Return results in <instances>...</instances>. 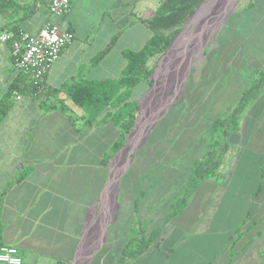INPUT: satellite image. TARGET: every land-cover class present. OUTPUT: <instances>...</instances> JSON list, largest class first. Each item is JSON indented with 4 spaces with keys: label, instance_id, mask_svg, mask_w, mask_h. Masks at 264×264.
Returning a JSON list of instances; mask_svg holds the SVG:
<instances>
[{
    "label": "crops",
    "instance_id": "crops-1",
    "mask_svg": "<svg viewBox=\"0 0 264 264\" xmlns=\"http://www.w3.org/2000/svg\"><path fill=\"white\" fill-rule=\"evenodd\" d=\"M163 1L69 0L52 23L73 40L47 73L44 96L35 95L27 78L14 75L10 44L0 41V100L9 93L10 103L0 120V247L16 248L21 264H74L81 242L84 256L116 210L114 193L101 198L112 124L105 113L91 122L67 89L79 81H116L126 65L123 53L138 52L152 36L146 21ZM227 1L213 0L203 23L185 38L221 18ZM48 3L0 0V34H36L48 20ZM247 11L245 27L264 34V0H251ZM201 38L178 46L173 59ZM254 104L237 151L227 149L214 175L197 178L180 212L171 211L160 232V225L151 230L147 249L139 251V231L110 228L90 264H264V91ZM99 199L100 214L92 210L95 221L90 218L86 228L89 209Z\"/></svg>",
    "mask_w": 264,
    "mask_h": 264
},
{
    "label": "rangeland",
    "instance_id": "rangeland-1",
    "mask_svg": "<svg viewBox=\"0 0 264 264\" xmlns=\"http://www.w3.org/2000/svg\"><path fill=\"white\" fill-rule=\"evenodd\" d=\"M212 1L205 0L197 8L166 53L149 61V78H142L131 91L132 101H136L138 106V111L134 114L135 126L138 123L136 133L128 140L135 126L129 133H124L121 126L110 125L111 148L115 143L121 146L116 152L110 148L107 155L108 170L113 166L120 150L125 144L127 146L124 165L121 167V159L117 157L113 167L114 173L120 168L124 171L120 177L117 208L113 214H109L105 231L110 228L115 233L127 228L133 229L134 234L139 231V251L140 244L150 237L151 230L160 225L156 228L160 232L171 211L179 206L180 200L196 185L192 181L194 176H191V172L194 170V162L211 145L206 134L208 128L216 119L230 122L232 111L242 96L247 91L253 93L254 97L248 106L236 116L235 125L227 127L228 137L225 141L229 146L228 150L230 148L236 152L255 115L257 103L252 106L253 101L264 91V34H253L244 24L251 0L227 1L225 11L232 8L229 14L225 12L216 22L205 26L198 37L197 34L194 35L193 40L185 38L203 23L213 6ZM216 24L218 25L210 30L203 46L195 53H184L173 59L158 82L153 79L154 73L175 42L179 48L192 45L196 38L200 39ZM154 84L157 85V94L151 99V103L147 99L144 106L143 101ZM147 108L148 117L145 113ZM148 126L151 128L145 135L144 129ZM219 132L222 133L221 129ZM121 186L124 187V192L121 191ZM101 206L99 199L89 209L86 228L91 218L90 212L94 210L98 216ZM133 209H136L134 217L131 214ZM99 225L100 222L95 223L93 229ZM156 238L155 236L153 241ZM102 239L103 235L101 242ZM91 242L92 247L89 249L100 245L96 235H93ZM103 244L95 253L100 251ZM144 260L139 262L143 263Z\"/></svg>",
    "mask_w": 264,
    "mask_h": 264
},
{
    "label": "trees",
    "instance_id": "trees-1",
    "mask_svg": "<svg viewBox=\"0 0 264 264\" xmlns=\"http://www.w3.org/2000/svg\"><path fill=\"white\" fill-rule=\"evenodd\" d=\"M204 1L205 0L163 1L156 10L154 16L146 21L147 28L152 33L150 39L138 52L125 51L123 53L126 65L121 76L116 81H79L73 83V85L67 89V95L73 105L80 108L91 122L105 113L108 121L113 126H121L124 133H129L135 126L134 114L138 111L136 101H132L131 91L135 89L142 78H149L151 74V71L148 69L149 61L168 51L169 46L181 29L188 23L197 8ZM16 34H18V32ZM5 95L6 96L2 97L0 100V120L5 115L10 105L7 98L9 93ZM153 95L154 92L151 93V98ZM253 97L254 94L250 91H247L242 96L239 104L232 111L229 120L231 124L224 119H216L208 128L206 134L211 145L206 153L193 164L194 170L191 172V176H194V180H192L193 183H197L196 179L198 177L212 176L215 174L221 157L227 153L229 147L225 141L228 137L227 127L235 125L234 121H236V116L243 108L248 106ZM109 108L113 111L112 113L106 112ZM219 129L222 131L221 134ZM120 146L121 144L115 143L111 149L116 152L119 150ZM121 191L124 192L123 186H121ZM184 205V199L180 200L179 206L174 210L175 213H172V215L176 216ZM148 243L149 242L145 240L140 244L141 253L147 249Z\"/></svg>",
    "mask_w": 264,
    "mask_h": 264
},
{
    "label": "built area",
    "instance_id": "built-area-1",
    "mask_svg": "<svg viewBox=\"0 0 264 264\" xmlns=\"http://www.w3.org/2000/svg\"><path fill=\"white\" fill-rule=\"evenodd\" d=\"M68 7L69 0H49L48 20L36 34H0V41L10 44L14 75L27 78L35 95L44 96L43 84L47 73L64 48L73 40L70 33L60 32L52 23V18L65 13ZM0 264H21L16 248L0 247Z\"/></svg>",
    "mask_w": 264,
    "mask_h": 264
},
{
    "label": "bare ground",
    "instance_id": "bare-ground-1",
    "mask_svg": "<svg viewBox=\"0 0 264 264\" xmlns=\"http://www.w3.org/2000/svg\"><path fill=\"white\" fill-rule=\"evenodd\" d=\"M227 12H229V10L227 11ZM204 25H206V24H203V26ZM199 28V27H198ZM209 31V30H208ZM207 31V32H208ZM195 32V31H194ZM209 34H210V32H208V33H205L204 34V36H203V38H201V40L195 45V46H192V47H189V48H185L184 49V53H186V54H188V55H192L193 53H195L201 46H203V44H204V41L208 38V36H209ZM197 35H199V34H197ZM178 43L177 42H175V44L173 45V47L171 48V50L168 52V54L165 56L166 58L161 62V65H160V67L156 70V72L154 73V75H153V78H154V80L155 81H157L158 82V80H159V78L161 77V72L163 71V69L172 61V59L175 57V55H176V53H177V50H178ZM152 92H154V95L152 96V98H154L155 96H156V94H157V85L155 84V86H154V88H153V91ZM151 92V93H152ZM151 93H149L147 96H146V98L144 99V101H143V104H144V106H146V103H147V99H149L150 98V96H151ZM151 98V99H152ZM150 103H151V100H150ZM150 106V105H149ZM148 106V107H149ZM146 116L148 117V108H147V110H146ZM136 131H137V128L131 133V135L129 136V138H128V140L136 133ZM126 146H127V144L125 145V147H124V149L121 151V153L119 154V158L121 159V165L123 166L124 165V156H125V148H126ZM115 185L113 186H110V188L109 189H107V191H108V193L110 194V193H114L115 192ZM115 207H116V205H115ZM89 252V251H88ZM87 252V253H88ZM87 253H85V255L87 254ZM83 257L84 256H79V259H78V264L79 263H81V261H82V259H83Z\"/></svg>",
    "mask_w": 264,
    "mask_h": 264
},
{
    "label": "water",
    "instance_id": "water-1",
    "mask_svg": "<svg viewBox=\"0 0 264 264\" xmlns=\"http://www.w3.org/2000/svg\"><path fill=\"white\" fill-rule=\"evenodd\" d=\"M137 125H138V123H137ZM137 125L135 126V128H134V130L137 128ZM150 128H151V126H148V127H146L145 129H144V132H145V135L146 134H148V132H149V130H150ZM131 135V134H130ZM144 139H145V137H144ZM127 143V142H126ZM126 145V144H125ZM125 145H124V147H125ZM124 148H122L121 150H120V152L118 153V155L116 156V158L119 156V154L121 153V151L123 150ZM115 158V159H116ZM115 159H114V161H115ZM113 161V166L110 168V170H109V176H108V182H107V185H106V187H105V189H104V191H103V193H102V195H101V198L103 197V195H104V193L107 191V189H109L110 188V186H114L115 185V193H114V198H112L113 199V203L116 205V208H117V202H116V200H117V195H118V192H119V185H120V177H121V175H122V173H123V171L124 170H121V168L117 171V173H114V162ZM111 199V200H112ZM108 209H110V206L108 207ZM107 222V221H106ZM106 222L105 223H103V224H101L100 226H99V234H97L96 235V237H97V242L98 241H100L101 240V236L102 235H104L105 234V226H106ZM83 241V240H82ZM81 245H82V242H81ZM81 245H80V247H79V249H78V253H77V257H76V260H75V262H74V264H78V259H79V253H80V249H81ZM97 249H99V246L97 247V248H91V249H89V252L86 254V255H84V257H83V259H82V261H81V263H79V264H90L91 263V260L93 259V256H94V254H95V251L97 250Z\"/></svg>",
    "mask_w": 264,
    "mask_h": 264
},
{
    "label": "flooded vegetation",
    "instance_id": "flooded-vegetation-1",
    "mask_svg": "<svg viewBox=\"0 0 264 264\" xmlns=\"http://www.w3.org/2000/svg\"><path fill=\"white\" fill-rule=\"evenodd\" d=\"M163 97H164V96H163ZM163 97H162V98H163Z\"/></svg>",
    "mask_w": 264,
    "mask_h": 264
}]
</instances>
